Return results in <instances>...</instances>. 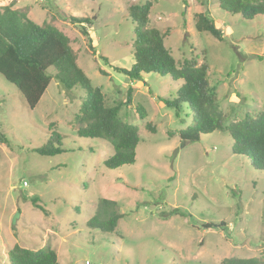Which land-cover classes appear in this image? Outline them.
Masks as SVG:
<instances>
[{
  "label": "rangeland",
  "instance_id": "rangeland-1",
  "mask_svg": "<svg viewBox=\"0 0 264 264\" xmlns=\"http://www.w3.org/2000/svg\"><path fill=\"white\" fill-rule=\"evenodd\" d=\"M144 1L0 0L38 24L63 31L78 66L102 91L104 104H120L118 115L139 134L134 163L108 169L103 161L113 152L111 144L76 135L75 115L85 95L81 86L66 89L52 77L31 109L0 74V131L9 141L0 143V264H9L15 243L50 247L58 264H219L232 256L264 261V171L231 151L227 132L180 139L178 131L192 122L190 109L184 105L177 113L158 98L176 97L182 80L153 72L131 79L113 70L129 69L134 62L128 7ZM151 2L146 27L164 34L176 61L195 58L208 64L207 78L226 125L264 111L263 16L244 19L221 9L218 0ZM199 12L223 30L222 40L196 30ZM70 16L90 18V24H82L96 53ZM55 72L53 66L46 69L51 76ZM128 88L131 102L126 104ZM51 130L58 132L65 150L52 156L34 152ZM31 197L47 211L33 206ZM102 198L115 201L123 214L113 233L87 226ZM173 208L179 213L169 214Z\"/></svg>",
  "mask_w": 264,
  "mask_h": 264
},
{
  "label": "trees",
  "instance_id": "trees-1",
  "mask_svg": "<svg viewBox=\"0 0 264 264\" xmlns=\"http://www.w3.org/2000/svg\"><path fill=\"white\" fill-rule=\"evenodd\" d=\"M151 6V0L129 5L128 14L134 23V62L129 69L113 66V70L131 79H140L143 73L153 72L169 75L173 80H182L176 97L158 98L177 113L184 105L190 109L192 122L178 131L180 139L197 141L202 133L215 130L227 132L232 138L231 151L246 156L253 168L264 171V111L255 115L246 114L242 119L226 125L216 90L207 78L208 64H198L195 58L184 59L182 62L175 60L164 44V34L155 27H146ZM218 6L230 14H239L244 19H253L257 15L264 17V0H218ZM69 19L80 24V33L86 37L93 53H96L89 33L82 24H90V18L70 16ZM194 26L197 31H207L218 40L224 38L223 30L204 12L195 15ZM100 58L108 64L105 56L101 55ZM258 58L262 59L260 56ZM50 66L56 70L53 76L46 73ZM98 70L101 74L108 75L104 67L99 66ZM0 74L14 84L31 109L38 103L52 77L66 89L81 86L85 95L75 115L76 135L104 139L111 144L113 152L103 161L108 169L134 163L139 141L138 128L120 118V104H104L100 88L92 86L78 66L69 37L52 24L34 22L25 11L13 8L11 3L0 5ZM130 102L131 88H128L124 103ZM138 111L140 117L144 116L142 110ZM146 126L150 131H155L152 124L147 123ZM0 143L9 144L1 131ZM64 150L56 130L50 131L45 144L33 149L40 155L49 156ZM37 199L30 198L32 205L45 213L47 210L37 204ZM177 213L178 208L169 212ZM122 217L115 201L102 198L98 211L88 219L87 226L103 233H113ZM205 225L215 227L214 224ZM219 225H223V222ZM7 257L9 264H58L57 254L50 247L29 249L15 243L9 249ZM219 264H264V261L255 257L232 256L222 259Z\"/></svg>",
  "mask_w": 264,
  "mask_h": 264
},
{
  "label": "water",
  "instance_id": "water-1",
  "mask_svg": "<svg viewBox=\"0 0 264 264\" xmlns=\"http://www.w3.org/2000/svg\"><path fill=\"white\" fill-rule=\"evenodd\" d=\"M16 216H17V214H15V216H14L13 219H12L13 223H14L15 220H16Z\"/></svg>",
  "mask_w": 264,
  "mask_h": 264
}]
</instances>
